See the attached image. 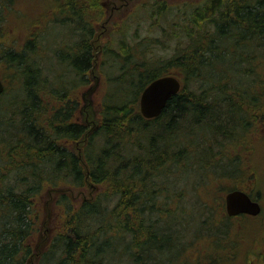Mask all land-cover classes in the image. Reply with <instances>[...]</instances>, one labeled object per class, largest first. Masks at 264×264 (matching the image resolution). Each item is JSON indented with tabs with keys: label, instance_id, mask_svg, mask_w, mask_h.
Instances as JSON below:
<instances>
[{
	"label": "trees",
	"instance_id": "trees-1",
	"mask_svg": "<svg viewBox=\"0 0 264 264\" xmlns=\"http://www.w3.org/2000/svg\"><path fill=\"white\" fill-rule=\"evenodd\" d=\"M20 1L0 0V34L8 19L2 12L12 8L25 18L14 39L35 20L48 44L37 51L31 35L0 48L9 81L0 75V264H26L34 254L45 192L87 183L98 187L91 200L56 195L51 238L35 264H185L184 232L191 230L175 208L173 176L205 169L206 181L193 182L210 183L212 194L196 199L226 223L231 218L207 200L223 199L218 191L227 177L254 170L245 152L264 138V0L136 1L112 21L100 49L101 97L91 129L78 118V103L90 81L91 39L112 0H27L35 18L19 15ZM69 21L81 38L53 47L58 37L50 38L47 28ZM162 75H174L181 87L157 117L145 118L140 93ZM242 144L247 148L234 151ZM224 157L231 171L218 168ZM237 189L251 195L243 185ZM243 218L250 228L244 231L238 218L240 230L234 227L229 239L251 231L253 219Z\"/></svg>",
	"mask_w": 264,
	"mask_h": 264
},
{
	"label": "rangeland",
	"instance_id": "rangeland-1",
	"mask_svg": "<svg viewBox=\"0 0 264 264\" xmlns=\"http://www.w3.org/2000/svg\"><path fill=\"white\" fill-rule=\"evenodd\" d=\"M41 1V0H40ZM138 0H112L111 2H108L106 4V17L103 18L96 26L95 33L91 39L92 44V66L90 71V81L89 84L82 88V101L78 103V110H77V116L78 118L84 122L89 129L94 127L97 123V117H96V111L99 108V102L100 99V86L101 81L100 77L98 76L97 72V65L98 61L100 59V49L103 46L104 42L111 37V33L113 30L112 21L116 18L119 20V18L123 17L129 11L131 10L134 3ZM179 1V0H178ZM185 1V0H180ZM194 2H198L200 0H193ZM33 6L32 1H20L19 4L16 6V9L19 11V15L24 12V14H29L31 16L35 15V11H31ZM12 9V8H11ZM11 9H5V11L2 12L3 17H7L8 19L6 21V29L4 28L2 35L0 34V48L2 46H9L11 43H13L14 36H12L13 32H15L16 27L23 26V23H25V18L23 16H15L13 10ZM35 13V14H33ZM36 16V15H35ZM34 17V16H33ZM35 18V17H34ZM54 23V22H48L47 24ZM1 25H4V22L1 23ZM35 23V20L32 21V23H28L25 26V29H22L23 32L21 35H17L14 41H17V44L21 45L23 44L21 41L25 39V37H29L33 35L34 39L37 42V51H41L42 47H45V45L48 44V41L45 40L46 36L44 27L42 24ZM8 28V29H7ZM11 28V29H9ZM53 31L50 27L47 28V34L50 36V38L55 37L57 38V43L53 44L52 46H62L66 47L72 44V42H77L81 37V33L78 29H76V24L72 22H61L60 26H56ZM2 31V30H1ZM35 33V34H34ZM56 47V48H57ZM41 53V52H40ZM40 53L39 55L35 57V60L38 62L39 65L43 64L40 60ZM56 58V57H55ZM55 58L53 59V65L55 68H58L60 66L59 61ZM48 60H50L48 58ZM48 60H45L46 64L45 69L47 70L51 64ZM7 72L4 70L2 66H0V75L4 77V81L6 85L9 84V81L6 77ZM9 86V85H8ZM264 131V126L262 128V132ZM259 137H256L254 141L252 142L251 148L249 149V153L245 152L246 155L249 156L250 164L252 165L253 169H250L252 172H255V174L251 171H248L246 168L245 172H236L234 175H231L228 178V181L225 182L226 189L218 191L219 195H221L222 198H224L225 194L232 190L238 188V186L243 185L247 189H251L250 193L252 196L257 197L258 200H261L262 203V213H264V138L258 139ZM221 140V139H220ZM219 142L217 145L220 146ZM231 141H229L227 144H230ZM227 146V145H225ZM73 151L77 154H80V149L78 147V144L73 143L72 145ZM247 148V146H246ZM245 148V144H242L240 146H235L234 151L236 149L238 151H243ZM233 150V148H231ZM243 153V155H245ZM218 157V156H217ZM215 158L218 160V158ZM221 158V156H220ZM193 157H190L187 159V163L192 164ZM228 158H225L220 160V163H222L221 166L218 168H224L226 167V170L231 171V167L233 166L232 163H228ZM189 167V166H188ZM193 167V166H192ZM187 169V171L192 172H184L179 173L178 171L175 173V176H173L174 185L176 188V205L175 208L177 209V212L184 217L185 216V227H190L191 231L184 232L186 237L184 238V241H189V243L186 246L185 250V259H190L193 256L196 257L197 254H199L203 249H222L225 253H233V251H236V248L234 247L233 239H229L228 235H234V227L238 223L237 220L239 219H228L223 224L216 222L215 220H218L217 218V209L211 208L208 209L207 206H204L201 204L202 200H197L196 197H198V193L204 198L208 196V192L212 194V190L209 189L210 183L205 185H198L197 182H193L194 180H205L207 177L205 176V169L203 168H194ZM196 172H198V175H196ZM210 173L213 174L212 171L209 170ZM212 174H209L211 176ZM216 174V173H215ZM223 179V178H222ZM224 180H220L222 183ZM253 182H256L255 185H253ZM252 185L254 188L258 191V195L252 192L254 188H252ZM208 187V189H207ZM229 187V188H228ZM98 187L96 185H93L91 183H87V185L82 189H72V188H64V189H50L47 192H45L41 199L43 200V218L40 224V230L38 232V236L35 243V249L34 254L29 258L26 264H35L40 256V253L45 250L48 242L51 238V231L53 228L54 221L56 220L55 215V209L53 206L54 199L56 195L59 192H65L70 196L72 199H76L77 201H84V200H91L93 199L95 193L97 192ZM208 190V192H207ZM204 198V199H205ZM209 203H211V207H217L220 210H223V214L226 213L221 205V200H207ZM185 214V215H184ZM225 215V214H224ZM256 219H253L251 231H249L248 234H246L245 239H243L240 243V245L245 242V240H249V243H244V247L240 248L237 252V254H241L245 249L247 250L252 247V245H256V242L254 243L255 236L257 234L261 233V223L262 221L259 220L262 218V216L255 217ZM242 228H245L244 231H247L250 228V224L248 219L241 217L239 220ZM251 223V221H250ZM182 224V221H177L176 225L179 226ZM260 229V230H258ZM198 231V235L196 233ZM203 232V233H202ZM202 233V234H201ZM197 235V236H196ZM214 237L215 240H211L210 237ZM194 236V237H193ZM228 239H227V238ZM195 238V239H194ZM189 239V240H188ZM228 241V246L225 247L226 242ZM213 241V243H212ZM223 246V248L221 247ZM254 246V247H255ZM260 250H263L261 247ZM196 262L191 260L190 264H195ZM223 264H227V262H224Z\"/></svg>",
	"mask_w": 264,
	"mask_h": 264
},
{
	"label": "water",
	"instance_id": "water-1",
	"mask_svg": "<svg viewBox=\"0 0 264 264\" xmlns=\"http://www.w3.org/2000/svg\"><path fill=\"white\" fill-rule=\"evenodd\" d=\"M181 82L174 75H162L151 80L141 91L139 96V110L143 117H157L165 107L168 99L179 91ZM5 84L0 78V94ZM225 211L229 216L240 213L258 214L260 205L255 199L241 189H232L225 196Z\"/></svg>",
	"mask_w": 264,
	"mask_h": 264
},
{
	"label": "flooded vegetation",
	"instance_id": "flooded-vegetation-1",
	"mask_svg": "<svg viewBox=\"0 0 264 264\" xmlns=\"http://www.w3.org/2000/svg\"><path fill=\"white\" fill-rule=\"evenodd\" d=\"M250 197L252 199H255L254 201H257L260 205V212L258 214L252 215V214L240 213L237 215L229 216L226 213V215L229 218H233V219H236V218L238 219L241 217L256 219L255 217L262 216V218L259 219L262 221L261 225H259L262 228H261V233H259L257 235L258 236L257 242L260 243V248L262 247L263 250L258 249V246H256L252 251H250V253L247 252V248H246L245 251H243L241 254H237V252L235 250L233 251V253L229 254V253H225L224 250H222V249L218 250L217 248L214 250L203 249L199 254L196 255V257L193 256L190 259L187 258L185 264H190L191 260L195 261L196 262L195 264H223L224 262H227V264H264V213H262V209H263L262 203L260 202L261 200H258L257 197H254L252 195H250ZM221 205H222L223 209L225 210L224 198L221 200ZM235 227H236V233H237L240 230L241 225L238 223L235 225ZM258 230H260V229H258ZM208 237H210L211 240H214V237H212L211 235ZM242 239H245V237H243V238L241 237V238H237V239L235 237L233 239L234 247L236 246L237 243L239 244V242ZM212 243H213V241H212ZM226 243H228V241ZM243 243H246V240ZM227 246H228V244L225 245V247H227ZM221 247L223 248L222 245H221Z\"/></svg>",
	"mask_w": 264,
	"mask_h": 264
}]
</instances>
